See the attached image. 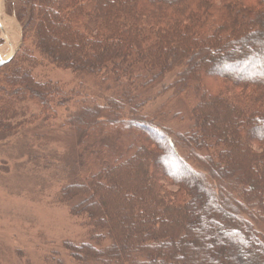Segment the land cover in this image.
Here are the masks:
<instances>
[{"label":"trees","instance_id":"1","mask_svg":"<svg viewBox=\"0 0 264 264\" xmlns=\"http://www.w3.org/2000/svg\"><path fill=\"white\" fill-rule=\"evenodd\" d=\"M11 1L32 49L0 66V132L27 115L74 137L52 163L59 202L89 226L71 258L264 264V0ZM35 53L74 87L36 80ZM174 69L197 97L171 135L125 108Z\"/></svg>","mask_w":264,"mask_h":264},{"label":"rangeland","instance_id":"2","mask_svg":"<svg viewBox=\"0 0 264 264\" xmlns=\"http://www.w3.org/2000/svg\"><path fill=\"white\" fill-rule=\"evenodd\" d=\"M1 2L4 12L12 15V1ZM18 23L21 36L16 38V43L20 41L17 50L22 44L32 49L31 41H22V25ZM4 54L9 53L4 50ZM35 56L38 63L32 75L36 80L55 83L66 92L74 87L70 70L57 69L40 61L37 53ZM179 72L174 69L155 79L125 112L130 114L137 104L140 107L132 109L136 111L133 118L143 121L141 124H152L171 135L184 132L191 125L188 113L197 96L191 86L180 82ZM87 87L86 94L98 96L91 83ZM28 108L37 111L30 104ZM25 118L27 115L8 121L13 129L0 132V264H82L71 258L64 244L85 241L89 226L85 219L71 216L69 208L59 202L65 181L52 164L62 166L74 158V137L56 126L59 118L55 122L51 118L46 122Z\"/></svg>","mask_w":264,"mask_h":264},{"label":"crops","instance_id":"3","mask_svg":"<svg viewBox=\"0 0 264 264\" xmlns=\"http://www.w3.org/2000/svg\"><path fill=\"white\" fill-rule=\"evenodd\" d=\"M0 0V55L3 58L12 56L19 44L16 43L17 35L21 36V28L14 15H9L4 12L3 3ZM4 1V0H3ZM4 50L9 54H4Z\"/></svg>","mask_w":264,"mask_h":264},{"label":"water","instance_id":"4","mask_svg":"<svg viewBox=\"0 0 264 264\" xmlns=\"http://www.w3.org/2000/svg\"><path fill=\"white\" fill-rule=\"evenodd\" d=\"M8 60H9V59H7V60H2V59L0 58V66L3 65L4 63H6Z\"/></svg>","mask_w":264,"mask_h":264}]
</instances>
